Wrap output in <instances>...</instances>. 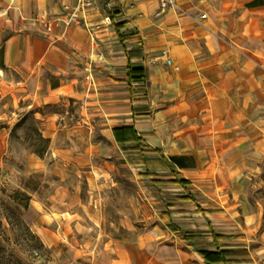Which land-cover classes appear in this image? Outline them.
Masks as SVG:
<instances>
[{"label":"crops","instance_id":"obj_1","mask_svg":"<svg viewBox=\"0 0 264 264\" xmlns=\"http://www.w3.org/2000/svg\"><path fill=\"white\" fill-rule=\"evenodd\" d=\"M250 1L178 0L184 13L158 15L157 0H116L109 20L96 10L88 16L81 12L77 17L94 25L86 28L65 15L73 0H0V47L7 69L2 99L14 96L22 102L47 94L51 101L71 100L77 86H86L91 63L102 60L100 80L109 83L113 99L110 138L128 155H138L141 164L162 166L151 172L155 187L187 191L192 171L201 178L221 171L231 185L248 175L264 176V6L248 8ZM163 49L173 66L159 60ZM118 71L130 101L127 121L121 123ZM172 156H192L196 167L172 166ZM172 171L188 183H168L175 179ZM199 211L204 224L187 229L171 221V211L164 213L186 246L150 243L120 251L115 242L74 248L86 255L83 264H252L250 247L224 242L212 213ZM185 232L191 233L185 237ZM205 239L211 248L194 251L192 244ZM221 250L227 253L220 261L203 254Z\"/></svg>","mask_w":264,"mask_h":264},{"label":"rangeland","instance_id":"obj_2","mask_svg":"<svg viewBox=\"0 0 264 264\" xmlns=\"http://www.w3.org/2000/svg\"><path fill=\"white\" fill-rule=\"evenodd\" d=\"M114 1L92 0L83 6L73 0L65 15L77 18L71 23L93 28L77 16L96 10L107 20L118 8ZM163 50L158 52L161 61ZM104 67L102 60H94L86 86H77L71 100L51 101L43 94L19 102L14 96L2 99L0 93V203L11 202L16 192L31 196L23 215L4 211L3 264H83L86 255L74 246L81 250L99 243L118 242L120 251L150 243L186 246L164 213L171 211V221L187 229L204 224L200 208L212 213L224 242H243L254 253L252 264H264V184L258 185L264 176L248 175L231 185L221 171L213 178L192 171L187 173L192 181L187 191L155 187L151 172L162 166L141 164L138 155H128L110 138L113 99L109 83L100 80ZM5 71L4 62L0 90ZM122 76L118 71V123L127 121L130 105ZM167 203L172 204L169 209ZM39 240L45 249L38 248ZM192 245L194 251L211 248L210 239Z\"/></svg>","mask_w":264,"mask_h":264},{"label":"trees","instance_id":"obj_3","mask_svg":"<svg viewBox=\"0 0 264 264\" xmlns=\"http://www.w3.org/2000/svg\"><path fill=\"white\" fill-rule=\"evenodd\" d=\"M248 8H253V7H259V6H264V0H252L246 4ZM0 66L3 68L4 67V51L3 49H0ZM170 162L172 163V166H175L180 169H193L196 167V161L192 156H172L170 157ZM173 176L175 179L170 180L168 183H173V184H182L186 185L188 181L182 180L178 178V175L176 171H172ZM30 201H31V196L28 195L25 192H16V194L12 197L11 202H5L2 201L0 203V248L3 247V242L1 239V235H5L6 227L3 222V218L5 217L4 211L9 212L14 215H23V211H27L30 208ZM11 225V223L9 222ZM14 226V225H13ZM4 228V229H3ZM191 232H185V237H187ZM32 239H36V236H31ZM38 248L40 249H45V246L42 241L39 240L38 242ZM227 252L221 250L218 253L212 254V253H203L204 257L206 259L213 258L215 260H222L224 259L225 255ZM5 255L2 254V251L0 249V264H3V260L5 259Z\"/></svg>","mask_w":264,"mask_h":264},{"label":"built area","instance_id":"obj_4","mask_svg":"<svg viewBox=\"0 0 264 264\" xmlns=\"http://www.w3.org/2000/svg\"><path fill=\"white\" fill-rule=\"evenodd\" d=\"M83 6H89L92 3V0H81ZM159 4V12L158 15H161L169 10H175L180 13H184V10L180 7L178 0H157ZM206 15H202L201 18H205ZM109 20V18H107ZM77 21V18L75 16H72L70 18V22ZM161 57L164 59L167 65L173 66V60L170 56V53L168 50L164 49L162 51ZM176 69H179V67L175 66Z\"/></svg>","mask_w":264,"mask_h":264}]
</instances>
